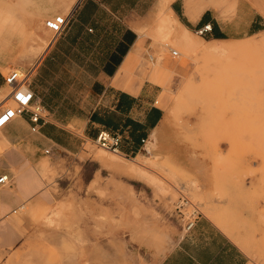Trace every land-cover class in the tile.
Returning <instances> with one entry per match:
<instances>
[{"label": "rangeland", "instance_id": "rangeland-1", "mask_svg": "<svg viewBox=\"0 0 264 264\" xmlns=\"http://www.w3.org/2000/svg\"><path fill=\"white\" fill-rule=\"evenodd\" d=\"M49 1L75 0H0V96L10 70L30 78L52 35L44 26ZM180 1L187 38L208 52L182 48L163 31L158 11L170 17L171 1L152 0L135 27L136 54L119 73L125 85L146 80L160 90L165 117L156 143L133 155L89 140L77 152H45L21 116L0 129V174L9 178L0 192L11 193L2 200L21 197L20 175L37 181L0 217L21 237L0 247L1 264H158L199 214L234 239L249 264H264V226L234 225L232 211L211 200L223 198L217 186L207 192L198 180L246 175L243 160H254L264 194V0ZM203 11L214 18L200 33L204 25L195 21ZM182 196L189 203L178 210Z\"/></svg>", "mask_w": 264, "mask_h": 264}, {"label": "crops", "instance_id": "crops-1", "mask_svg": "<svg viewBox=\"0 0 264 264\" xmlns=\"http://www.w3.org/2000/svg\"><path fill=\"white\" fill-rule=\"evenodd\" d=\"M151 3L75 0L45 4L47 18L62 12L68 22L61 33L51 32L30 73L29 87L34 100L43 107L39 128L32 132L39 149L77 152L85 141H94L100 130L120 132L119 151L125 155L137 154L159 140L165 111L159 104L157 85L146 80L125 85L119 76L121 69L129 65L131 53H136L135 27ZM170 7L179 18L181 1L172 0ZM213 18L203 11L195 22L211 24ZM215 23V32H223ZM21 117L29 125L26 116ZM18 122L15 119L9 125ZM243 163L249 170L246 175L233 171V175L224 173L215 179L200 175L198 180L207 192L217 186L223 198L211 200L232 211L234 225L264 226L262 173L255 170L257 161L247 159ZM21 177L17 183L21 197L13 198L15 203L2 200L3 195H11L9 191L0 192V217L37 186L35 179L26 184ZM0 235L4 250L21 238L6 219H0ZM158 264H249V257L211 217L199 214Z\"/></svg>", "mask_w": 264, "mask_h": 264}, {"label": "built area", "instance_id": "built-area-1", "mask_svg": "<svg viewBox=\"0 0 264 264\" xmlns=\"http://www.w3.org/2000/svg\"><path fill=\"white\" fill-rule=\"evenodd\" d=\"M68 22V16L64 14H57L52 17H48L44 20V26L57 35L62 32ZM210 30L206 24L199 30ZM176 51H172V54H176ZM29 74H21L18 70H10L5 76H3V85L7 87V90L1 93L0 96V129H3L19 116H26L29 123V129L31 132H35L39 128L40 120L43 115V107L40 103L34 100V94L29 87ZM122 138V134L118 131L109 132L106 130H100L96 135L94 141L100 147L113 151H119V144ZM45 149V152H48ZM7 174H0V184L8 182ZM189 201L184 196L178 200L177 209L184 208ZM195 211V210H194ZM193 211L189 214L191 215ZM194 220L187 223L186 228H189Z\"/></svg>", "mask_w": 264, "mask_h": 264}, {"label": "bare ground", "instance_id": "bare-ground-1", "mask_svg": "<svg viewBox=\"0 0 264 264\" xmlns=\"http://www.w3.org/2000/svg\"><path fill=\"white\" fill-rule=\"evenodd\" d=\"M170 1H172V0H159V4H162V2H170ZM160 7L162 8V6H160ZM161 8H159V9H161ZM168 9L170 12V17H163L161 10L158 11L157 8L155 10V12L158 11L159 25L161 27L165 28L163 31H165L167 29L173 35L174 40L179 41L181 43L182 48H185L189 51L197 50V51L204 52V53L208 52V50L205 47L201 46L200 44H198L196 42H192L187 38V33L189 32V30L178 19V17L175 15V13L171 9V7ZM206 26L210 27V24L207 23ZM213 39L221 40V38H213ZM136 43H138V42H136ZM137 46H138V44H137ZM212 51H214V50L212 49ZM133 54H136V53L132 52L131 58L133 57L132 56ZM135 160H138L137 155L135 156ZM109 162L112 163L113 165H116V166H120V167L122 166V164L117 160H109ZM129 168H133V167L130 166Z\"/></svg>", "mask_w": 264, "mask_h": 264}, {"label": "trees", "instance_id": "trees-1", "mask_svg": "<svg viewBox=\"0 0 264 264\" xmlns=\"http://www.w3.org/2000/svg\"><path fill=\"white\" fill-rule=\"evenodd\" d=\"M214 37H221V35L219 33L215 32Z\"/></svg>", "mask_w": 264, "mask_h": 264}]
</instances>
